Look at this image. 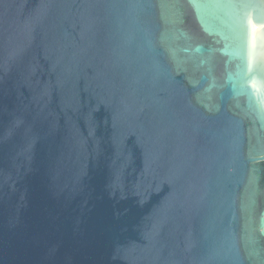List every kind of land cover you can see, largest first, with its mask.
Here are the masks:
<instances>
[{"label": "water", "instance_id": "water-1", "mask_svg": "<svg viewBox=\"0 0 264 264\" xmlns=\"http://www.w3.org/2000/svg\"><path fill=\"white\" fill-rule=\"evenodd\" d=\"M0 264H264V0H0Z\"/></svg>", "mask_w": 264, "mask_h": 264}]
</instances>
